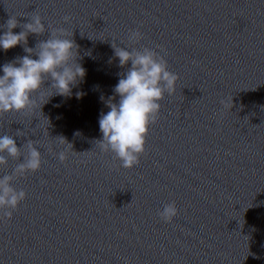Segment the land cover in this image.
Listing matches in <instances>:
<instances>
[{
    "label": "water",
    "instance_id": "water-1",
    "mask_svg": "<svg viewBox=\"0 0 264 264\" xmlns=\"http://www.w3.org/2000/svg\"><path fill=\"white\" fill-rule=\"evenodd\" d=\"M35 14L75 40L86 75L71 96L45 81L35 106L0 113V135L41 153L11 182L27 195L0 219V264H264V0H0L15 33ZM112 44L149 47L178 75L132 168L99 142L131 66ZM27 54L0 50V65ZM5 155L0 177L23 159ZM173 201L168 223L158 210Z\"/></svg>",
    "mask_w": 264,
    "mask_h": 264
},
{
    "label": "clouds",
    "instance_id": "clouds-1",
    "mask_svg": "<svg viewBox=\"0 0 264 264\" xmlns=\"http://www.w3.org/2000/svg\"><path fill=\"white\" fill-rule=\"evenodd\" d=\"M68 17H65L67 20ZM18 26L16 18L11 17L6 24L0 25V50L7 51L19 44L24 45L28 53L0 65V113L24 111L37 103L38 93L45 81H50L49 88L53 95L71 96L72 88L83 81L86 69L79 63V46L64 29H51L45 25L41 16L35 14L30 22L23 24L20 32L13 29ZM49 31L46 40L39 41L35 47L27 46L29 33L43 34ZM142 33L137 29L130 33V39L139 40ZM114 56L119 58L121 67L131 66L120 75L113 88V96L106 101L108 111L99 116V129L102 139L99 140L102 150L111 151L125 168L139 164L140 155L145 151L146 138L151 124L156 122L161 109L160 101L165 93L175 91L178 75L169 71L163 56L149 47L141 49L113 45ZM33 54L36 58H33ZM77 98L83 93L77 92ZM50 96V97H51ZM118 96V102H113ZM101 100L105 98L101 96ZM63 138V137H62ZM64 139V138H63ZM65 140V139H64ZM66 141V140H65ZM71 144V143H69ZM72 145V144H71ZM7 156L23 157L13 174L0 177V219L6 216L11 219L13 211L26 198L24 190H16L11 182L13 177L29 171L35 172L41 167V153L38 147L28 141V152L21 154L13 136L0 135V166L7 163ZM60 160L65 159L63 152ZM175 202L166 203L158 210V215L170 223L178 215Z\"/></svg>",
    "mask_w": 264,
    "mask_h": 264
}]
</instances>
